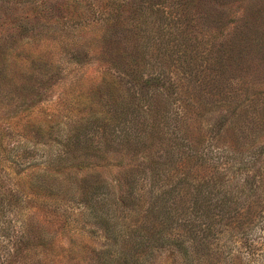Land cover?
I'll return each mask as SVG.
<instances>
[{
  "label": "rangeland",
  "instance_id": "rangeland-1",
  "mask_svg": "<svg viewBox=\"0 0 264 264\" xmlns=\"http://www.w3.org/2000/svg\"><path fill=\"white\" fill-rule=\"evenodd\" d=\"M117 2L112 13L113 0H0V264H103L106 225L124 237L133 264H182L160 247L140 261L166 225L153 207L165 205L159 196L172 182L202 188V214L216 211L224 187L264 194V0ZM156 73L168 89L144 82ZM126 98L137 110L124 108L127 126L115 128ZM136 111L150 114L141 142L128 126ZM88 117L82 141L67 147L69 126ZM58 147L67 148L70 169L84 165L74 178L117 179L118 196L128 194L130 174L147 177L140 199L127 210L98 202L97 221L72 192L41 187L55 184L58 169L69 173ZM167 151L179 162L174 179L157 182L142 160ZM229 220L214 224L211 248L200 245L203 262L264 264V221L234 233ZM186 227L174 234L199 243Z\"/></svg>",
  "mask_w": 264,
  "mask_h": 264
},
{
  "label": "trees",
  "instance_id": "trees-1",
  "mask_svg": "<svg viewBox=\"0 0 264 264\" xmlns=\"http://www.w3.org/2000/svg\"><path fill=\"white\" fill-rule=\"evenodd\" d=\"M114 5H109V10L114 13L116 10H118L117 0H113ZM154 14H158V11L153 12ZM152 17V16H151ZM159 18V17H158ZM222 45H225V43H222ZM218 50L216 52V57H221V54ZM160 77L157 73L149 75L147 78L144 79V82L147 84L150 83H158L162 87H165V84H160ZM169 87H165V89H168ZM141 98V97H139ZM138 98V99H139ZM128 98L124 99L123 106L118 105V112L117 115L114 117L115 121H113L115 128H121L122 126H127V122L129 120V117H127L125 109L128 111L129 108H132L135 106L134 110H137V104H134L135 101L132 100V103L127 100ZM143 100V99H142ZM142 100H138V103H142ZM149 105V104H147ZM117 106V105H116ZM117 107H115L116 109ZM125 108V109H124ZM123 110V113L126 115H121V112ZM131 114H133V110L130 111ZM150 114H141V111H136L135 113V119L136 121L133 122L131 125L129 124V127H134L136 125L137 129L136 132L137 135H134V139L136 141H143L145 134L141 132V125L146 124V121L148 120ZM142 117L144 119L142 120ZM96 118V117H95ZM142 120V121H141ZM90 122V117L83 120V122L80 125L76 126H69L70 133L67 135L69 143L67 144V147H71L74 143L77 142L80 143L81 140V132L84 128H90L88 127ZM110 126V125H109ZM185 127V126H183ZM182 127V131L185 133V129ZM133 132V133H134ZM129 131L125 130V134L123 136V140H126L128 142L131 139ZM126 136V137H125ZM80 137V138H79ZM106 139V137H105ZM76 141V142H75ZM103 143V142H102ZM62 144V143H61ZM60 144V145H61ZM86 147V146H85ZM90 147H93L92 145L87 147V150H90ZM94 147H99L94 146ZM67 149V148H66ZM64 147H62V150L60 147H58V151L56 153V159L60 162V164H65V169L69 171V173L65 176L61 173V169H58V173L56 174V182L54 185H48V187L44 186L43 184L41 187L49 188V190H54V188H58L59 190H62L64 192H72L74 194V198H78V202L84 204L85 213H88L93 218L95 217L97 221L99 220V217H97L96 214V207L98 202H103L107 206H110L108 202H113L116 204H120L121 207L125 210L130 208L131 206H135V203L137 200L140 199L136 192V188L138 187V183H143L146 181L142 175H137L139 172L130 174L126 179H128L126 182L128 194L127 195H121L118 196V187H122L119 184V181L112 180L110 181H104L98 179V181H94L92 183L84 181V179H78L74 178L73 175H76L75 168L76 167H83L84 165H81L80 163H77L73 165L70 169V165H67L65 162H67L70 159V155L68 151H66ZM191 149V146H190ZM229 149L224 150V153L230 154ZM67 152V153H66ZM171 152V151H170ZM170 152H165L160 155H157L156 157L149 156L147 158L148 163L145 161V159L142 160L143 166H141L143 169L142 171H146L147 174L151 175V177H155L157 182H165L166 183V177L173 181L174 178H170V175H173L172 171L177 169V158L175 154H171ZM66 153V154H65ZM150 154V153H149ZM138 155V154H137ZM143 157V155H142ZM201 157L204 158L203 155ZM241 157V156H240ZM182 159H184L181 156ZM231 159H235V155L230 156ZM239 159V158H238ZM237 159V160H238ZM235 162L236 164H239L238 162ZM240 162V161H239ZM241 162L242 159H241ZM225 162L224 164H226ZM230 169V168H229ZM82 178V177H81ZM122 178V177H121ZM224 181V180H222ZM220 182V185L222 183ZM43 183V182H40ZM120 183L124 184L123 181ZM128 184V185H127ZM184 185L188 188L184 190L182 195L180 196L179 192H181L182 188H184ZM232 185V184H231ZM170 189L165 190L164 193H162L159 197H161L162 200H164L165 205H162L161 207L154 206L153 208H157V211L163 210L162 214L164 216L163 221L166 225L161 229V231L158 232L154 238H156L153 243L150 242L148 248V256L142 258L140 261L144 262L148 258H150L154 251L157 250V248H165L166 250H171L173 254L176 253L179 255V259L182 264H205L202 260V257L199 254V247L203 243L205 244L204 247L211 248L210 243V236H212V228L216 221L219 218L225 219L229 218L231 221V231L234 233H239L240 230H253L255 229L259 224H262L264 221V206H261L262 203H264V194L262 196L258 193H260L257 189L253 187L248 188L247 185H232L231 188L224 187V191L226 192V197L223 198V200L216 201V211H212V209H209L205 213H199L198 206L202 205L200 204L203 200H201V194L203 193L202 188L196 187L195 185H192L191 183L181 181H176L175 183L172 182L170 185ZM258 187V186H256ZM264 188V185L262 184V187ZM190 189L191 191H189ZM219 192V191H218ZM102 194V195H101ZM233 194V197H230L229 195ZM216 196L218 195L215 194ZM97 196L102 197L101 199ZM177 198H180L178 200ZM100 199V200H99ZM222 199V198H220ZM234 199V200H233ZM233 202L231 203V201ZM157 203V202H156ZM154 203L153 205H156ZM236 203V204H234ZM232 204V205H231ZM242 204V206H240ZM104 205V204H102ZM152 205V206H153ZM229 206V207H227ZM261 206V207H260ZM231 209L228 213L225 212L226 209ZM212 211V212H211ZM189 212V214L195 212V216L189 218L186 217V214ZM202 216L206 215L205 217H197L196 216ZM180 226H187L189 228L188 230L191 232L192 230L194 232H197L198 236H201L200 242L197 243L194 238H185L184 236H177V234H174L175 228H179ZM106 238L107 242L104 243V246H102V263L103 264H133V258L134 255H132L127 247L126 240H124V237L116 235L109 225H106ZM187 231V232H189ZM187 235V234H186ZM142 238V237H140ZM148 239V238H146ZM153 239V238H152ZM151 239V240H152ZM143 240V239H142ZM147 241V240H146ZM150 241V240H148ZM147 241V242H148ZM124 242V243H122ZM141 246L137 243L136 249ZM144 252V250L142 251ZM209 255H211V252H208ZM209 260V259H208ZM210 264H214V262L209 260Z\"/></svg>",
  "mask_w": 264,
  "mask_h": 264
}]
</instances>
